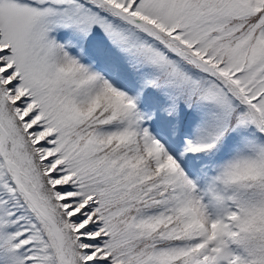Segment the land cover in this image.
Segmentation results:
<instances>
[{
	"label": "snow or ice",
	"instance_id": "obj_1",
	"mask_svg": "<svg viewBox=\"0 0 264 264\" xmlns=\"http://www.w3.org/2000/svg\"><path fill=\"white\" fill-rule=\"evenodd\" d=\"M0 264H264V0H0Z\"/></svg>",
	"mask_w": 264,
	"mask_h": 264
}]
</instances>
